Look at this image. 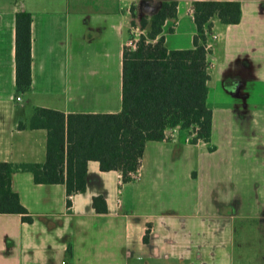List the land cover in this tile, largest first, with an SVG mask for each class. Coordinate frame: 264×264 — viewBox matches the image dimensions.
Listing matches in <instances>:
<instances>
[{"label":"crops","instance_id":"crops-1","mask_svg":"<svg viewBox=\"0 0 264 264\" xmlns=\"http://www.w3.org/2000/svg\"><path fill=\"white\" fill-rule=\"evenodd\" d=\"M90 1L77 0L74 7L73 0H0V160L44 162L47 129L30 125L38 106L66 115L122 109L131 5L161 0H100L92 6ZM177 1L178 15L183 7L189 13L193 0ZM239 1L240 22L221 29L224 41L213 44L210 54L211 66L219 61L216 81L222 79L225 88L231 75L264 80V0ZM20 11L31 14L27 90L17 85ZM170 20H176L177 30L178 16L165 27ZM164 30L168 44L173 31ZM208 103L213 140L219 118L228 114L237 121L238 153L251 171L250 187L241 182L230 152L194 142L195 132L180 126L167 129L164 139L147 141L139 176L132 181L121 183L118 170H102L98 160L89 159L87 188L72 194L70 204L65 184L36 183L32 171L16 168L12 186L33 219L0 212V264H264V253L244 248L235 253L238 219L256 220L264 243V106L242 113L233 100L217 105L208 98ZM220 150L223 155L216 156ZM99 194L107 212L93 205ZM241 229L239 244L245 246L248 232Z\"/></svg>","mask_w":264,"mask_h":264},{"label":"trees","instance_id":"trees-1","mask_svg":"<svg viewBox=\"0 0 264 264\" xmlns=\"http://www.w3.org/2000/svg\"><path fill=\"white\" fill-rule=\"evenodd\" d=\"M177 0H161L152 14L141 16V33L135 44L129 36L123 53L122 109L119 112L68 113L38 106L30 125L47 129L44 162L14 164L0 160V212L33 217L12 186L14 169L30 170L36 183L66 185L70 196L88 185V160L96 159L102 170L121 173V183L139 176L149 140H161L169 128L180 126L195 132L193 141H205L211 149L213 110L208 103L214 20L238 23L239 0H193L196 32L192 46L170 48L165 24L178 16ZM136 24L137 5H131ZM172 30V28H171ZM131 34V33H130ZM17 85L27 90L32 83L31 14L20 11L16 23ZM98 212H107L102 194L93 197Z\"/></svg>","mask_w":264,"mask_h":264},{"label":"rangeland","instance_id":"rangeland-1","mask_svg":"<svg viewBox=\"0 0 264 264\" xmlns=\"http://www.w3.org/2000/svg\"><path fill=\"white\" fill-rule=\"evenodd\" d=\"M73 1H74L73 5L74 7H76L77 0H73ZM97 1L100 2V0H93V1H90L89 4L91 6L92 4L96 5ZM104 1L106 0H103L102 2ZM191 11L192 9L190 8L189 13L193 14V12ZM189 13L185 11L184 7L182 8L180 15H178L179 24L176 28L177 30H174L175 28H173V26L176 25V23L174 22L176 20H170L168 22V26L165 27L166 30L172 28V31H173V32L170 31V34H167L168 46L170 48H188L192 46V41H191L192 33L195 31L196 26H195V22L193 21ZM140 18H141L140 10L137 7V15L135 18L136 24L135 25L131 24L132 25L131 31H130L131 37H133L134 35V38H137L141 33H146L147 31V29H143L141 27ZM132 19H134V16L132 17ZM215 21H218V20L216 19L214 20V25H215ZM218 23H219V27L217 29V37L216 38L213 37L212 34H216L213 31L211 34L210 40H209L212 46L215 43H218V42L222 43L224 41L225 33H222V32L220 33V31L222 29V31L225 32L224 27L226 24L220 21H218ZM218 67H219V61L214 60V66H211L212 77L209 81L208 98L212 102H216L217 105H224L225 104L224 102L228 100L229 102H231V100L235 101L234 99L235 97L232 93H230L225 88V85L222 79H219V81H216V77L218 76V73H217ZM248 86H249V83H248ZM245 103L247 104L248 111L254 109L255 107L264 106V80L251 81ZM228 116L229 115L227 114L225 117L218 119L216 132L214 134L215 138L214 140L212 138V144L221 145L223 150H227L228 152L232 154L233 156L232 163H234L236 172H237V166L239 167V171L241 173L240 174L241 182L245 184L246 186L250 187L251 179H252L250 176L251 171H248L247 160L241 156L242 154L238 153V152L241 153V151H239L241 147L240 141H242L241 138L239 137L241 134V131L237 127V121L234 120L233 117L228 119ZM231 139H233V141H230ZM221 150L218 152V154H216V156L223 155ZM227 151L226 153L228 154ZM250 200L251 199L249 198V201ZM248 220L249 221H245V218H243V219H238L236 221L240 239L237 241V244L235 246V253H240L243 250V248L246 252L251 253L253 255L259 254L260 252L264 253V243H260V238L258 236V233L256 231V226L254 224L256 220H253V219H248ZM244 227H245L246 232H248L247 237H249V239L247 241L248 244L245 246H242L239 243L241 242V233L243 232L241 231L242 230L241 228H244ZM251 263L260 264L258 263L257 260H255V262L252 261Z\"/></svg>","mask_w":264,"mask_h":264},{"label":"flooded vegetation","instance_id":"flooded-vegetation-1","mask_svg":"<svg viewBox=\"0 0 264 264\" xmlns=\"http://www.w3.org/2000/svg\"><path fill=\"white\" fill-rule=\"evenodd\" d=\"M251 79L248 75H231L227 81L226 89L234 95L236 106L239 108L240 112H247V104L245 100L247 99L248 89L251 83ZM249 83V86H248ZM243 104V105H242ZM242 105V106H241Z\"/></svg>","mask_w":264,"mask_h":264},{"label":"water","instance_id":"water-1","mask_svg":"<svg viewBox=\"0 0 264 264\" xmlns=\"http://www.w3.org/2000/svg\"><path fill=\"white\" fill-rule=\"evenodd\" d=\"M160 2H158L156 4L149 3V1L148 2L147 1L146 2H141L139 4V10H140L141 16L144 15V14H152V13H154L157 10V8L159 7Z\"/></svg>","mask_w":264,"mask_h":264},{"label":"built area","instance_id":"built-area-1","mask_svg":"<svg viewBox=\"0 0 264 264\" xmlns=\"http://www.w3.org/2000/svg\"><path fill=\"white\" fill-rule=\"evenodd\" d=\"M212 35H213L214 38L217 37V34H212ZM137 38H138V37H137ZM137 38H134L133 40H130L129 42H130L131 44H135V42L137 41ZM17 99H18V100H21L22 97H21L20 95H18V96H17ZM70 198H72V195L70 196Z\"/></svg>","mask_w":264,"mask_h":264}]
</instances>
